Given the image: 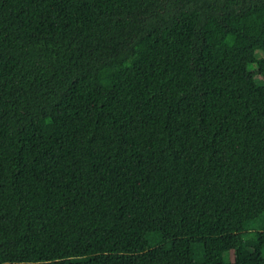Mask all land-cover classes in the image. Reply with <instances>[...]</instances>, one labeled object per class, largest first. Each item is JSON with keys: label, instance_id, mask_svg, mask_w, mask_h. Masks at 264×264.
I'll return each mask as SVG.
<instances>
[{"label": "trees", "instance_id": "obj_1", "mask_svg": "<svg viewBox=\"0 0 264 264\" xmlns=\"http://www.w3.org/2000/svg\"><path fill=\"white\" fill-rule=\"evenodd\" d=\"M0 264H264V0H0Z\"/></svg>", "mask_w": 264, "mask_h": 264}, {"label": "rangeland", "instance_id": "obj_2", "mask_svg": "<svg viewBox=\"0 0 264 264\" xmlns=\"http://www.w3.org/2000/svg\"><path fill=\"white\" fill-rule=\"evenodd\" d=\"M256 77H257V80L260 82L261 78L259 76H256ZM257 227H258V222H252L248 226V228H250V229H254V228H257Z\"/></svg>", "mask_w": 264, "mask_h": 264}]
</instances>
